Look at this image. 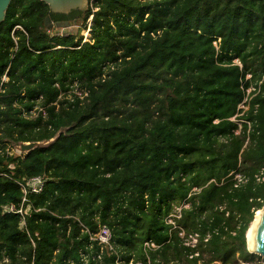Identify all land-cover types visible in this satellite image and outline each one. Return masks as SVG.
<instances>
[{"label": "trees", "instance_id": "trees-1", "mask_svg": "<svg viewBox=\"0 0 264 264\" xmlns=\"http://www.w3.org/2000/svg\"><path fill=\"white\" fill-rule=\"evenodd\" d=\"M89 4L12 0L0 24V264L259 262L246 232L264 206V0ZM47 16L90 23L87 41ZM245 98L249 125L231 121ZM27 142L48 143L8 153ZM39 175L27 233L3 208ZM183 202L175 223L200 234L196 249L164 220ZM102 227L113 251L90 240Z\"/></svg>", "mask_w": 264, "mask_h": 264}, {"label": "built area", "instance_id": "built-area-1", "mask_svg": "<svg viewBox=\"0 0 264 264\" xmlns=\"http://www.w3.org/2000/svg\"><path fill=\"white\" fill-rule=\"evenodd\" d=\"M91 18L89 19V21ZM88 31L91 32L90 30V23H88L87 26ZM248 108V98H245L241 105L239 106L240 112L237 113L236 116H234L231 121L240 124V122H245L246 124L249 125L247 121L242 120L240 117H242L245 113V111ZM240 126V125H239ZM264 171L261 170L259 171L258 174L255 175L256 181L257 182H262L264 181ZM231 176L233 177V182H234V188H238L242 186L244 183H246L247 178L242 175L241 173L238 172H232ZM48 178L44 176H34L28 179H23L22 182L19 183L21 192H22V198L21 202L18 205H7L3 208L4 212L8 213H16L19 215V229L24 230L27 232L26 229V223H25V216L27 215L29 209L31 208L30 204L28 203V194L35 193L38 194L42 191L46 181ZM188 203L183 202L181 204L177 203H172L171 204V212L165 217V222L169 225L173 226V229H178L179 232V237L182 239V244L185 247L191 248V249H196L199 239H200V234L197 232H191V233H186L183 231L180 227L176 226V220L180 219L181 217V211L183 208H188ZM223 207H220V210H222ZM227 215V214H226ZM28 233V232H27ZM208 237L204 239V242H206ZM91 241L97 242V244L101 247V251L106 249L108 251H113V246L111 243V235L110 231L106 227H102L100 231L96 235H92L90 237ZM32 247H35V243L32 239H30ZM193 256H197L198 252H195L192 254ZM80 261L83 262L84 264H87L89 261V257L87 254L84 252L79 253ZM192 256H190L191 258ZM92 260H100L101 259V253H98L96 256H93L91 258ZM22 260H26L25 257H22ZM1 264H12L10 259L8 257H4ZM33 264V261L30 263ZM73 264V263H69ZM131 264V262L129 263Z\"/></svg>", "mask_w": 264, "mask_h": 264}, {"label": "water", "instance_id": "water-1", "mask_svg": "<svg viewBox=\"0 0 264 264\" xmlns=\"http://www.w3.org/2000/svg\"><path fill=\"white\" fill-rule=\"evenodd\" d=\"M12 0H0V24L4 21L6 11L10 5ZM44 3H46L49 6V9L54 14H68L71 11L74 10H80L84 11L87 3L90 2V0H40ZM45 27L47 29L52 28L53 25L56 28H69L72 24L68 21L64 22H56L55 24L51 21L50 17L47 16L45 18ZM39 143L36 142H27V143H21L19 145V149L21 153L27 154L34 148L38 147ZM262 214L259 217V224L256 229L255 237L253 240L252 247L249 246L248 240H247V230L246 232V244H247V250L250 253L256 254L260 256L262 259H264V206L261 209Z\"/></svg>", "mask_w": 264, "mask_h": 264}, {"label": "rangeland", "instance_id": "rangeland-1", "mask_svg": "<svg viewBox=\"0 0 264 264\" xmlns=\"http://www.w3.org/2000/svg\"><path fill=\"white\" fill-rule=\"evenodd\" d=\"M90 4L87 3L85 9L88 6H90ZM80 25H81L80 22H75L69 28H56L53 25V27L51 29H52V32L53 33H58L60 35L74 34V35H78L80 37L82 36L83 41H87V37L89 36L88 33H87L88 32V29L84 30ZM90 42H92V41H90ZM68 98H70V96ZM47 143L48 142H42V143H39V145H45ZM8 153L10 155H13V156H24L25 155L24 153H21L20 152V149H19V146L18 145L15 146V147H13V148H9L8 149ZM260 259L261 260L259 262L253 263V264H264V259H262L261 257H260ZM131 264H135V263H131ZM240 264H244V263H240Z\"/></svg>", "mask_w": 264, "mask_h": 264}, {"label": "bare ground", "instance_id": "bare-ground-1", "mask_svg": "<svg viewBox=\"0 0 264 264\" xmlns=\"http://www.w3.org/2000/svg\"><path fill=\"white\" fill-rule=\"evenodd\" d=\"M262 214V211L259 210L256 212L255 214V217H254V220L253 222L251 223L250 227H249V230L247 232V240H248V243H249V246L252 247V244H253V240H254V237H255V233H256V229H257V226L259 224V220H260V216Z\"/></svg>", "mask_w": 264, "mask_h": 264}]
</instances>
